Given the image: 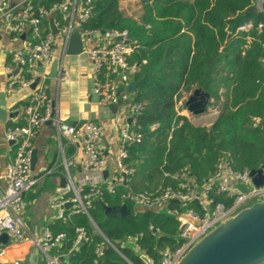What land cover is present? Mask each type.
Masks as SVG:
<instances>
[{"label": "trees", "instance_id": "trees-1", "mask_svg": "<svg viewBox=\"0 0 264 264\" xmlns=\"http://www.w3.org/2000/svg\"><path fill=\"white\" fill-rule=\"evenodd\" d=\"M63 1L31 3L38 13L40 8L50 11ZM122 1L91 0L92 15L82 22V28L127 31L134 43L130 62L138 65V71L133 77L137 82L144 79L136 89V101L143 104L138 118L143 139L129 146L125 160L135 170L134 190L153 197L167 188L179 190V182L165 173L183 169L196 185L203 186L217 173L223 158L238 171L264 165V128L252 121L264 114V12L245 15L255 0H140L138 18L121 8ZM248 20L256 23L255 28L238 31ZM259 23L262 29L257 28ZM196 88L218 101L221 89L228 93L211 126L195 125L177 111L180 91ZM124 191L119 187L117 194L105 192L92 201L88 213H74L68 221L51 224L54 234H66L51 254L67 256L75 248L77 230L83 228L86 241L61 264H128L127 260L147 264L142 254L160 264L162 252L177 244L179 223L173 212L199 207L194 201L184 207L181 200L172 198L160 211L139 209L121 198ZM216 199L230 203L224 195ZM123 204L128 206L127 216L106 213L104 208ZM128 237L136 238L140 250L128 246Z\"/></svg>", "mask_w": 264, "mask_h": 264}, {"label": "built area", "instance_id": "built-area-1", "mask_svg": "<svg viewBox=\"0 0 264 264\" xmlns=\"http://www.w3.org/2000/svg\"><path fill=\"white\" fill-rule=\"evenodd\" d=\"M261 1L255 0L256 3ZM90 3L91 0L84 2L64 0L50 11L40 8L36 13L31 1L21 5L13 4L9 0H0V16L8 23L12 35L16 39H20L23 34L26 35L23 46L13 53V60L25 67V73L18 81H10L9 89H15L16 84L20 87H28L38 75H41L38 87L34 90L32 102L23 108L25 124L9 126L4 133L5 139L13 142L15 155L0 177L4 181V184L0 185V235L7 232L10 239L16 243L30 242L32 246L46 255L53 248L61 246L66 239L65 233L54 234L49 227H45L39 236L29 238L22 217L26 208L25 194L36 183L31 168L35 140L40 129L47 123L53 122L61 138H65L68 144L81 147L80 165L84 173L83 179L77 182L73 171L78 167V161L73 157L66 158L63 152L66 185L50 203L52 208L60 210L59 219L68 221L71 214L88 213V208L92 206L94 199L100 198L105 192L117 194L119 187L125 189L121 198L139 209L158 208L160 211L172 198L181 200L184 207L194 201L199 207L198 210L187 208L182 212L176 210L173 212L174 218L179 223V232L176 235L177 244L162 252L160 264H178L187 251L217 225L241 209L257 201H263L264 183L256 186L249 170L238 171L227 158H223L217 164V173L203 186L196 185L190 172L183 169L174 173H165V176L179 182V190L167 188L156 197L134 190L135 170L125 160L128 157L129 146L140 143L143 139L138 124L143 104L137 101L130 103L128 95L124 93V88L130 92L129 87L133 76L138 71V65L130 62V55L135 47L127 31L106 30V33L102 35L105 43L85 51L93 64V93L99 103L104 106L119 105L118 111L126 114L123 124L119 125L121 128L118 130V125L106 126L94 120H89L80 127L67 125L60 121L55 115L45 83L50 71L48 69L55 55L56 35L52 31L44 33L39 25L49 13L59 11L66 21V24L60 28V34L64 35L66 43L74 28H78L83 37L95 35L99 31H87L82 28V22L92 15ZM78 11L81 13L79 21L76 20ZM255 26L256 23L253 20H248L238 27V31H248ZM257 28L262 29L263 23H259ZM39 62L44 67L41 74L37 70ZM63 68L62 63L59 79L68 81V74L67 72L63 74ZM186 100L187 95H181L179 102L176 100V108L181 115L184 110L187 111L184 107ZM187 115H189L188 111ZM129 118L131 123L128 122ZM252 121L254 126L264 128V114L253 117ZM109 128L119 133L120 141L113 165L110 164L105 151L106 131ZM111 168L113 171L109 174L108 170ZM105 170L108 171L106 177ZM216 195H224L230 203L218 201ZM70 203L73 209L70 213H66L67 205ZM94 228L101 234L95 224ZM77 231L79 236L75 242V248L81 239L86 240V231L83 228ZM127 242L133 244L136 250H140L136 238L128 237ZM111 246L121 253L116 244H111ZM97 252L99 253L100 250L98 249ZM1 253L0 246V256ZM142 256L147 264L148 262L154 264L147 255L142 254ZM127 262L133 264L129 260ZM0 264L7 263L0 259ZM49 264H60L59 258H49Z\"/></svg>", "mask_w": 264, "mask_h": 264}, {"label": "crops", "instance_id": "crops-1", "mask_svg": "<svg viewBox=\"0 0 264 264\" xmlns=\"http://www.w3.org/2000/svg\"><path fill=\"white\" fill-rule=\"evenodd\" d=\"M13 4L25 5L31 0H10ZM121 8L129 15L139 17L141 11L140 0H123ZM58 11L48 14L45 21L40 27L44 32L51 31L50 19H54V23L60 29L63 25V17ZM139 14V15H138ZM81 17L80 11L76 15V20ZM29 34L27 35L28 38ZM26 36L16 39L12 36L8 23L0 16V92H8V110L14 114L8 121H0V177L3 175L5 168L12 161L15 155V147L13 143L7 141L4 137L6 129L10 124L24 122L23 108L26 104L32 102L34 90L28 87H20L16 84L15 89H9L10 81H18L25 73V67L13 60V53L21 48L24 44ZM105 43L104 37L98 36L93 39H88L85 42V51L98 45ZM67 43L63 34H57L55 37V58H63V74L67 72L68 81L47 77L45 83L47 92L53 103L55 115L60 121L67 125L82 126L89 120L97 121L106 126L112 118L119 116L120 112L113 113L110 107H106L99 103L98 98L93 93V64L87 53L84 51L82 55L65 56ZM53 59V60H54ZM38 70V68H37ZM50 70V67L48 71ZM134 79V77H133ZM188 98V95H187ZM211 98V97H210ZM185 106V105H184ZM186 107V106H185ZM183 114L187 115L184 110ZM205 114V113H204ZM202 114V115H204ZM192 115V114H191ZM200 115V116H202ZM190 119V113L187 115ZM194 116V115H193ZM199 118V116H194ZM197 118V119H198ZM191 121H193L191 119ZM214 123V122H213ZM212 123V124H213ZM211 124V125H212ZM109 133H113L112 143H114V152L111 150L109 143ZM117 132L113 128L106 131L105 151L108 157L111 155L110 164L113 165L116 155L119 150V138H116ZM35 148L39 151L38 161L33 176L36 178V183L25 194L26 208L22 214L27 236H39L45 227H49L59 219L60 210L52 208L50 203L62 192V179L66 176L63 152L66 158L73 157L78 161V167L73 171L77 182L83 179L81 157L82 149L79 145L68 144L65 138H61L55 123L49 122L44 125L35 140ZM109 174L113 171L111 168ZM0 178V185L4 184ZM71 210L73 207H69ZM63 221V220H62ZM50 228V227H49ZM2 253L0 259L7 264L14 261H25V264L30 263L31 247L30 242L16 243L10 239L8 245H0ZM42 252V251H41ZM43 253V252H42ZM49 258H59L53 256L51 251L46 255L43 253L44 263H49ZM59 263H62L59 258Z\"/></svg>", "mask_w": 264, "mask_h": 264}, {"label": "water", "instance_id": "water-1", "mask_svg": "<svg viewBox=\"0 0 264 264\" xmlns=\"http://www.w3.org/2000/svg\"><path fill=\"white\" fill-rule=\"evenodd\" d=\"M59 12V11H58ZM264 12V0L256 3L254 6L247 9L245 15L257 14ZM39 27H43L40 24ZM51 31L57 35L60 34V29L54 23V19H50ZM106 30H101L95 35H89L83 37L78 28H74L71 35L68 38L67 47L64 51V57L82 55L85 51V42L88 39L104 35ZM26 35L23 34L24 38ZM63 58H55L51 64L48 76L50 78L59 79L61 73V66ZM44 67L41 62L38 63V72L41 74ZM41 80V75H38L34 82L31 83L30 88L35 89ZM144 79L140 81L131 82L129 87L130 92H135L138 85L143 83ZM8 92H0V121L6 122L9 118H12L14 114L8 110ZM210 102V94L203 91L200 88L194 89L193 93L185 101L187 111L194 115L200 116L204 114L208 108ZM110 109L113 113H116L119 109V105H111ZM131 123V119H128ZM13 143V142H11ZM39 151L34 148L32 151L31 168L35 169L38 161ZM264 165L256 170H251L250 175L253 177V182L256 186H261L264 183ZM105 177L108 175V171H104ZM66 185V178L62 179V186ZM72 204H68L67 208ZM106 213L117 212L122 216L129 214L128 206L123 204L119 206H107L104 205ZM84 239H81L80 243L74 248L67 256L62 257L61 260H69L73 257L81 248ZM10 243V236L7 232L0 235V245H8ZM121 244L118 243V246ZM31 264H46L43 261V253L36 247H31ZM4 262V261H3ZM22 262L25 261H14ZM11 264V263H10ZM148 264H152L148 262ZM178 264H264V200L257 201L243 209L238 213L232 215L224 222L217 225L214 229L205 234L200 240H198L181 258Z\"/></svg>", "mask_w": 264, "mask_h": 264}, {"label": "rangeland", "instance_id": "rangeland-1", "mask_svg": "<svg viewBox=\"0 0 264 264\" xmlns=\"http://www.w3.org/2000/svg\"><path fill=\"white\" fill-rule=\"evenodd\" d=\"M86 45V44H85ZM194 90L192 91H185L184 89H182V96L183 95H188V97L193 93ZM124 93L128 95L129 97V102L130 103H133L136 101V91L135 92H128L126 88H124ZM227 91L224 90V89H221L220 91V99L219 101L216 99V98H213L211 97L210 98V102H209V105H208V108L205 112L204 115L202 116H199V118H195L193 115L190 114V117L191 119L193 120L192 122L195 124V125H201V126H208V125H211L215 120L216 118L218 117L219 115V112H220V109L222 107V104L226 101L227 99ZM179 99L180 98H177V102H179ZM107 107V106H106ZM185 107V106H184ZM126 117V114L124 113H120L119 116H117L116 118H112L111 120H109L107 123H109V125H112V126H115V125H118V130L121 128L119 125L123 124L124 122V119ZM108 140H109V143H110V146H111V150L112 152H114V143H112V137L115 136L113 133H109L108 134ZM116 138L118 139L119 138V133L116 134ZM120 145V141L118 143V146ZM113 158V157H112ZM111 155L109 157V159L111 160ZM112 165V164H111ZM164 211V210H163ZM128 246L133 250L135 251L136 249L134 248L133 244H128ZM137 251V250H136Z\"/></svg>", "mask_w": 264, "mask_h": 264}, {"label": "bare ground", "instance_id": "bare-ground-1", "mask_svg": "<svg viewBox=\"0 0 264 264\" xmlns=\"http://www.w3.org/2000/svg\"><path fill=\"white\" fill-rule=\"evenodd\" d=\"M9 2H11V1L9 0ZM11 3H12V2H11ZM46 18H47V17H46ZM46 18H45V19H46ZM45 19H44V21H45ZM44 21H43V22H44ZM43 22H42V23H43ZM186 112H187V111H186ZM85 241H86V240H85ZM117 247H118V246H117ZM48 264H49V263H48Z\"/></svg>", "mask_w": 264, "mask_h": 264}]
</instances>
